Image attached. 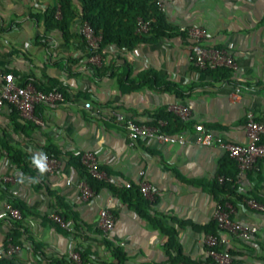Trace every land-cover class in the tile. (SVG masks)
Wrapping results in <instances>:
<instances>
[{"label": "crops", "instance_id": "0c3cea01", "mask_svg": "<svg viewBox=\"0 0 264 264\" xmlns=\"http://www.w3.org/2000/svg\"><path fill=\"white\" fill-rule=\"evenodd\" d=\"M71 1L76 15L63 32L48 26V12L58 0H0L1 71L19 83L60 88L64 97L55 105L36 104L40 124L23 120L7 104L0 109V253L18 225L13 264H74L69 250L85 251L94 264H170L168 236L121 197L125 183L137 185L142 171V179L155 190L149 212L176 230L187 264L208 259L201 237L212 229L220 200L232 219L256 227L250 239L227 236L232 264H264V212L259 208L264 205V161L239 174L223 149L194 143L193 131V124L201 123L223 139L244 144L247 112L264 122V0H165L162 35H146L130 49L108 45L99 64L87 60L79 32L82 4ZM192 24L205 30L206 46L232 54L236 72L193 65L190 44L178 31ZM144 73L150 79L129 89ZM236 87L240 97L232 101ZM173 103L190 111L185 145L149 138L128 145L123 125L104 118L116 108L125 117L152 124ZM171 128L168 133L178 132ZM45 149L58 153L54 174L40 173L32 162ZM85 151L95 154L108 176V185L88 200L81 199L77 187L85 179L77 158ZM222 175L227 181L221 184L217 178ZM4 176L11 179L4 182ZM214 183L226 192L212 188ZM4 202L19 208L22 218L7 217ZM101 208L114 216L106 236L96 225ZM51 213L73 230L50 219Z\"/></svg>", "mask_w": 264, "mask_h": 264}, {"label": "built area", "instance_id": "2783aa9c", "mask_svg": "<svg viewBox=\"0 0 264 264\" xmlns=\"http://www.w3.org/2000/svg\"><path fill=\"white\" fill-rule=\"evenodd\" d=\"M164 1L158 0L157 4L161 10L164 9ZM135 31L139 36H146L151 31V20L142 17L136 18ZM178 31L181 32L190 44V58L195 67L200 70H214L225 68L234 73L238 70V65L232 54L223 47H210L204 44L205 30L199 25H180ZM79 32L84 40L88 51V62L99 64L102 60L105 49L99 48L102 40L100 32H95L86 20H81ZM240 97L239 88H235L231 93L232 101H237ZM63 93L57 89L41 90L37 88L33 82L26 81L21 84L15 80L10 72H2L0 69V109L5 105L11 106L18 116L25 121L34 124H40V119L36 116L34 109L36 104L43 103L47 105H55L63 101ZM84 106L88 108L89 102H85ZM167 111L174 114L183 123L190 116L188 107L181 103H173L167 106ZM106 120L120 123L126 131L128 145H134L138 138H149L157 143H177L180 145L187 144V129L183 127L175 134H170L164 130L166 121L157 119L152 124L137 122L131 118L125 117L124 114L116 109L110 108L105 114ZM245 133L248 141L244 144L236 143L223 139L220 135L212 133L206 129L203 124H193L194 143L203 146H218L225 151L236 165L239 174L252 171L257 168L258 160L264 161V122L255 119L251 111L246 114L244 124ZM44 154V153H43ZM47 159L46 174H54L59 167L57 157L44 154ZM79 162L83 168L85 175L93 177L97 180L108 181L106 172L99 166L98 160L93 152L85 151L79 156ZM35 165V164H34ZM36 166V165H35ZM38 169V168H37ZM143 172H138L137 187L139 192L147 200H152L155 194L154 188L150 183L142 179ZM10 177L4 176L2 180L8 181ZM218 180L222 181L223 177L218 176ZM126 187L130 186V182L125 183ZM82 200L92 198L95 191L88 185L85 179L77 184ZM249 205L256 207L254 202H248ZM6 216L19 220L22 218V212L4 202ZM264 212V205L259 206ZM49 218L57 222L67 231H72L71 225L63 220L58 214L51 213ZM213 220L217 225V233H204L201 237L202 244L205 248L207 260L200 261L198 264H232V258L229 249L226 247L227 236H233L240 239H250L256 231L255 226L240 224L231 217V209L227 204L217 202L213 210ZM114 224V216L108 208H101L98 211L97 227L102 234L106 236L112 229ZM19 251V245L8 240L2 256H12ZM68 258L74 264H94L90 260H84L80 253L75 250H69ZM183 264V263H179Z\"/></svg>", "mask_w": 264, "mask_h": 264}, {"label": "trees", "instance_id": "16d2710c", "mask_svg": "<svg viewBox=\"0 0 264 264\" xmlns=\"http://www.w3.org/2000/svg\"><path fill=\"white\" fill-rule=\"evenodd\" d=\"M79 1L82 4L81 20H86L95 32L101 33L102 40L99 44V48H104L108 45H115L116 47L121 49H130L134 44L140 41L144 36H139L135 31L137 17H142L144 19L151 20L150 35H162L164 33V29L166 28L164 11L159 8L157 4L158 0ZM56 12H58V17H55ZM75 15V10L71 0H58V7L53 8L48 12V26H52L63 32H66ZM219 69L230 72L225 68H218L214 70ZM149 79L150 76L148 73L140 74L139 80L134 82V84L130 86L129 89H136L140 87L143 82H147ZM153 81L155 80L151 81L152 83H155L154 85H159L158 82ZM33 84L35 85L34 82ZM49 89L50 88L41 90ZM58 89L62 92L60 88ZM157 119H163L166 121L164 127V130L166 132H171V127H173L175 131H179L184 127V123L179 118H177L174 114L166 110L162 111L158 116H156L152 123H154ZM44 154L51 155L54 157L58 156V153L50 152L47 149H45ZM16 158L17 160H19L20 156L17 154ZM229 160L233 163L236 171L238 172L235 162L231 158H229ZM77 161L79 163V166L81 167L79 157L77 158ZM222 177V181H219L217 178V181L221 184L227 181V178L225 176L222 175ZM85 180L94 191H96L101 186L108 185L106 184V181L97 180L88 175H85ZM213 187H216L219 193H223L224 191L226 192V190L223 191L222 185L218 186L216 183H214L212 188ZM121 197L130 202L131 205L134 207L135 211L140 216L144 217L151 225L157 227L158 229H160V231H162L168 236V239L165 243V248L170 254L168 263L179 264L180 262H182L183 264H187L185 257L181 255L178 249L176 241V230L174 228L165 227L157 216L149 212V201L142 196V194L139 192L137 185L130 183V186L126 187L123 190ZM219 202L223 203V201L221 200ZM9 204L12 205L11 203ZM12 206L15 207L14 205ZM63 220L65 221V219ZM178 224L181 223L178 222ZM17 226L18 225L13 228V231L10 234V240L12 243L18 245L19 232L17 230ZM205 233H217V225L215 221L212 224V229L207 230ZM78 252L84 260H89L88 255L85 251ZM173 252H175L174 255H172ZM113 255L118 259V261L123 260V256L115 248H113ZM198 263L199 262L193 264ZM0 264H13V261L12 259H10V256H2V258L0 259Z\"/></svg>", "mask_w": 264, "mask_h": 264}, {"label": "clouds", "instance_id": "9594fccd", "mask_svg": "<svg viewBox=\"0 0 264 264\" xmlns=\"http://www.w3.org/2000/svg\"><path fill=\"white\" fill-rule=\"evenodd\" d=\"M46 159L47 157L43 153L33 158L32 162L39 169L40 173H44L47 171V164L45 163Z\"/></svg>", "mask_w": 264, "mask_h": 264}]
</instances>
